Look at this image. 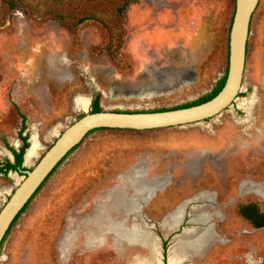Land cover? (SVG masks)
Segmentation results:
<instances>
[{
    "label": "rangeland",
    "instance_id": "1",
    "mask_svg": "<svg viewBox=\"0 0 264 264\" xmlns=\"http://www.w3.org/2000/svg\"><path fill=\"white\" fill-rule=\"evenodd\" d=\"M0 7V162L10 146L21 147L24 114V135L36 133L40 144L32 167L98 93L102 110L124 111L176 108L211 93L228 67L236 0H0ZM240 93L207 121L90 133L12 227L0 264H153L154 253L127 246L118 230L147 229L150 209H111L122 193L117 176L139 173L143 167L131 164L149 153L177 159L172 173L193 184L200 178L198 191L226 175L220 189L229 208L183 228L169 260L264 264V227L240 212L247 203L264 212V0L252 18ZM21 179L0 174V210ZM159 211L151 216L160 219Z\"/></svg>",
    "mask_w": 264,
    "mask_h": 264
},
{
    "label": "water",
    "instance_id": "2",
    "mask_svg": "<svg viewBox=\"0 0 264 264\" xmlns=\"http://www.w3.org/2000/svg\"><path fill=\"white\" fill-rule=\"evenodd\" d=\"M259 2L260 0H236L229 33V59L226 81L218 94L211 99L197 105L162 111H87L58 135L53 144L31 168L27 165V155L29 149L32 148V145H30L26 150L23 162V166H28V168L19 167L16 175L21 174L22 180L0 210V247L19 212L35 195L59 163L85 139L90 131L103 127L142 130L182 126L204 121L220 114L230 106L242 90L251 23ZM137 230L139 235L146 234L150 238L152 236L150 231L144 232L141 228Z\"/></svg>",
    "mask_w": 264,
    "mask_h": 264
},
{
    "label": "crops",
    "instance_id": "3",
    "mask_svg": "<svg viewBox=\"0 0 264 264\" xmlns=\"http://www.w3.org/2000/svg\"><path fill=\"white\" fill-rule=\"evenodd\" d=\"M162 161L163 159L161 158L154 159L151 156L146 157L145 159H137L131 165L141 166L143 167V170H141L139 173H134L131 175H125L123 173L119 174L117 176L118 181L116 186L118 190L122 191V193H119L120 196L117 200L112 201L111 209H150L148 212L146 211L148 214H158L157 209H168L167 213L163 214L162 217L159 219L161 235L163 237H168L171 233L175 232L177 229L180 228V225L184 222L187 216L186 214L188 209H191L188 213V215L191 216V222L193 221V215L198 212L194 209H204L203 214L205 215V219H203V222H209L213 219L208 216V214L211 213V209L229 208V204H226L228 201L224 200L221 196V184H219L218 186L216 185V187L211 190H208V196H204L200 199L204 202L201 207L197 206L194 203V190L191 186L187 187L190 188L189 193L183 194L182 191L179 192V190L182 188H180V186L182 185L185 187L187 186V183L189 185V181H186V183L181 182L176 187L174 182V176H166L169 177V180H167L164 185L159 186L157 190L153 189L155 191L150 193L151 189L148 187L147 184L150 180H152L154 173L156 174L162 170L160 169V167H162ZM135 187H138V189H136V192H132ZM171 188H175L177 193L171 194L169 192ZM187 188H185V190ZM212 190H214V192H212ZM209 202L211 204L213 203V205H210ZM174 209L178 210L174 211ZM150 232L151 234H153L152 238H154V236H158L157 233L154 234V232ZM119 240L121 239L118 238V241ZM130 240L131 239H128L124 242H126L128 246L137 245L139 243L140 245H142V242Z\"/></svg>",
    "mask_w": 264,
    "mask_h": 264
},
{
    "label": "flooded vegetation",
    "instance_id": "4",
    "mask_svg": "<svg viewBox=\"0 0 264 264\" xmlns=\"http://www.w3.org/2000/svg\"><path fill=\"white\" fill-rule=\"evenodd\" d=\"M228 68V67H227ZM239 94H242V93H239ZM255 104V103H254ZM140 111H144V110H140ZM146 111V110H145ZM208 119H210V118H207V119H205L204 121H207ZM21 129H22V127H21ZM21 131V130H20ZM30 138H32V136L30 137ZM21 139V138H20ZM22 140V139H21ZM28 141H31V139L29 140L28 139ZM31 143V142H30ZM32 144V143H31ZM30 144V145H31ZM22 145H23V140H22ZM21 145V146H22ZM29 148V147H28ZM27 148V149H28ZM26 149V150H27ZM18 151L20 150V149H17ZM11 156H9V158L8 159H10V161L11 162H13V163H15L16 162V158H15V156H14V153L11 151ZM26 153V152H25ZM25 155V154H24ZM149 156H151L152 158H154V159H159V158H161V159H163V161H162V167H160V169H162L160 172H158V173H154L153 174V177H152V180H150L149 181V183L147 184L148 186H149V188L151 189L150 190V193L151 192H153V191H155V190H157L158 189V187L159 186H162V185H164L165 184V182L167 181V180H169V177H166V176H174V182H175V185H176V187L178 186V184L179 183H183V182H185L186 183V181H189V185H188V183H187V186H180V190H179V192H181L182 191V193L183 194H186V193H189L190 192V188H187L188 186H191L192 188H193V190H194V194H193V198H195V200H194V203L197 205V206H199V207H201V205L204 203L202 200H200L202 197H204V196H208L207 194H208V190H211V189H203L202 191H198V183L200 182L199 180H200V178L199 179H195L194 180V184L192 183V179L190 178V177H185V178H181V177H179V178H177L176 177V175L175 174H173L172 173V169L170 168V166H171V164L172 165H174L173 163L174 162H177L178 163V160L176 159V161H174L173 159H170L167 155H165V154H163V153H161V154H158L157 156H155L154 157V154H151V153H149L146 157H149ZM146 157H144V158H137V159H145ZM67 159V158H66ZM173 160V161H172ZM196 160H198V158H196ZM6 161L7 160H5V161H3L2 163L0 162V167H1V170H0V174L1 175H8V174H10V172H12V175H16L17 174V172H18V169H19V167H21V168H28V166L26 167V166H23V163H22V165L21 166H18L17 167V169L16 170H13V169H10V170H8L7 172H6V170H7V165H6ZM23 162H24V160H23ZM176 163V164H177ZM177 165H179V163L177 164ZM141 167V166H140ZM31 168V167H30ZM143 169V168H142ZM176 169H177V167H176ZM176 169L174 168V171H176ZM178 170V169H177ZM165 172V173H164ZM173 174V175H172ZM22 175L20 174H18L17 175V177H21ZM222 177H223V179H222ZM22 178V177H21ZM220 178L222 179V181H225L226 180V175H225V173L224 174H222L221 176H220ZM154 179H158V180H154ZM221 179L220 180H217L216 179V182H214V183H216V184H222L223 182L221 181ZM22 180V179H21ZM20 180V181H21ZM154 180V181H153ZM156 183H158V184H156ZM160 183V184H159ZM211 183V182H210ZM210 183H208V184H210ZM215 184V185H216ZM151 186V187H150ZM185 188H187L186 190H185ZM153 189H155V190H153ZM177 189V188H176ZM15 190V189H14ZM13 190V191H14ZM149 190V189H148ZM171 194H174V193H177V191L175 190V188L174 189H170V191H169ZM212 192H214V190H212ZM211 192V193H212ZM239 193L241 194V192H240V189H239ZM11 195V194H10ZM34 197V196H33ZM32 197V198H33ZM31 198V199H32ZM30 199V200H31ZM193 203V204H194ZM210 203V202H209ZM247 204H251V203H247ZM210 205H213V203L211 204L210 203ZM246 205V204H245ZM26 206V205H25ZM2 209V208H1ZM146 210V209H145ZM158 211V213L159 214H161L160 213V211H159V209H157ZM162 210V209H161ZM167 210L168 209H165V213L164 214H166L167 213ZM175 210H178V209H174V211ZM191 209H188L187 210V216H186V218H185V220H184V222L180 225V228L179 229H177L175 232H173V233H171L168 237H163L162 235H161V227H160V223H159V219H157L156 217H152L151 216V214H148L146 211H145V218H144V221H146L147 223V229H151L152 231H153V229L155 230L154 232L155 233H157L158 234V236L160 237V248H162L163 249V252H162V250H161V258H163V264H170L169 263V255H168V251L170 252V249H169V243H170V241L171 240H173L172 238L174 237V236H178L179 234H181V232H183L182 231V229L183 228H185V227H187V228H189V227H191V228H195L197 225H195V224H193L194 222H196L195 220H197V222H200V224H202V225H206L208 222L206 221V222H203V219H205V215L203 214L204 213V209H194V210H196V211H198L197 213H195L194 215H193V217H192V222L190 221L191 220V216H189L188 215V213H189V211H190ZM21 212V211H20ZM19 212V213H20ZM241 212V211H240ZM24 213V212H23ZM22 213V214H23ZM242 213V212H241ZM21 214V215H22ZM224 214V213H223ZM19 215V214H18ZM17 215V216H18ZM203 215V217L204 218H200L201 216ZM243 215V214H242ZM16 216V217H17ZM244 216V215H243ZM162 217V216H161ZM160 217V218H161ZM245 217V216H244ZM246 218V217H245ZM147 219V220H146ZM225 219V216H224V218H223V220ZM247 219V218H246ZM15 220V219H14ZM150 220V221H149ZM13 223V222H12ZM12 225V224H11ZM11 227V226H10ZM149 227V228H148ZM264 227V226H263ZM139 228H141L143 231H150V230H147L146 228H144V227H139ZM261 228V227H260ZM8 232V231H7ZM7 234V233H6ZM9 235V234H8ZM6 236V235H5ZM5 238V237H4ZM6 240V239H5ZM3 241H4V239H3ZM3 241H2V243H3ZM5 242V241H4ZM140 242V241H139ZM2 243H1V245H2ZM4 244V243H3ZM213 244V243H212ZM138 245H140V244H138ZM162 245V246H161ZM174 244H172V246H173ZM128 246V245H127ZM167 246V248L165 249V247ZM188 259V256L186 255V257L184 258V260L183 261H185V260H187ZM178 264V263H177Z\"/></svg>",
    "mask_w": 264,
    "mask_h": 264
},
{
    "label": "trees",
    "instance_id": "5",
    "mask_svg": "<svg viewBox=\"0 0 264 264\" xmlns=\"http://www.w3.org/2000/svg\"><path fill=\"white\" fill-rule=\"evenodd\" d=\"M4 2L7 0H3ZM134 1V0H133ZM130 2V1H129ZM128 2V3H129ZM15 3H12L11 7H15L14 5ZM127 5H125L124 7L120 8V11L122 13V11L126 8ZM1 10H3V7H0V13L2 12ZM226 75H227V70L224 74V76L218 81L217 85L213 88L212 92L209 93L208 95H205L204 97L193 101L189 104H185L183 106L180 107H176V108H182V107H188V106H192V105H197L200 104L204 101H207L209 99H211L212 97H214L216 94H218V92L222 89L225 81H226ZM100 93H98L96 95V97L93 99L92 101V112H99L102 111V108L100 106ZM174 109V108H171ZM162 110H168V109H156V110H149V111H162ZM140 111V110H137ZM145 111V110H144ZM130 112V111H128ZM27 129V125H26V116L23 114V125H22V129L20 131V138L23 140V145L20 147V150L18 151L15 147L10 146L9 149L14 153V156L16 158V162L13 163L10 161V159H7L6 161V165H7V170L13 169L16 170L18 166H21L24 160V154L26 152V149L30 146V142L28 141L29 137L28 134L24 135V131ZM99 129H107V127H103V128H99ZM98 129H94L92 131H90L86 137L96 131ZM85 137V138H86ZM83 143V141L78 144L76 147H74L69 153L68 155L59 163V165L52 171V173L47 177V179L45 180V182L43 183V185L47 182V180L50 178V176L56 171V169L66 160V158L74 151L76 150L81 144ZM1 170V167H0ZM43 185L37 190V192L35 193L34 197L36 196V194L41 190V188L43 187ZM33 197V198H34ZM33 198L26 204V206L21 210V212L19 213V215L15 218V220L13 221L11 227L9 228L5 238H7L8 234L10 233L12 227L17 223L19 217L21 216V214L28 208L29 204L31 203V201L33 200ZM240 211L242 212V214L248 219L250 220V222L254 225V227L260 228L264 226V212L260 210L259 206L255 203H251V204H246L240 207ZM3 241V243H4ZM3 243L0 247V253H1V248L3 246ZM167 248V246L165 247V249Z\"/></svg>",
    "mask_w": 264,
    "mask_h": 264
},
{
    "label": "bare ground",
    "instance_id": "6",
    "mask_svg": "<svg viewBox=\"0 0 264 264\" xmlns=\"http://www.w3.org/2000/svg\"><path fill=\"white\" fill-rule=\"evenodd\" d=\"M77 102H78L79 105H81L83 107H86V108L89 107V104H90L89 98H85V97H82V96L77 98ZM31 143H32L31 144L32 148L29 149V152H28V155H27V163H30L38 155V150L40 148V144H39L38 137H37L36 133L32 136ZM156 184H158V183H156ZM202 218H204V217L202 216ZM137 229L138 228H136V227H131L130 229H127V230L122 229V228H121V230H120V228L118 230L121 231V233L125 236V238H127L126 240L131 239L130 241H136V242L140 241V242H142L143 246L148 248V250L150 252H152V253H154L156 255L154 260H153V264H160L161 252L159 250L160 248H159V244H158V238L155 237V236H154V238H150L146 234L139 235V231ZM180 246H181V248L186 249L184 245H180ZM171 250H173V249H171ZM169 262L171 264L179 263V262H176L173 257H170Z\"/></svg>",
    "mask_w": 264,
    "mask_h": 264
}]
</instances>
